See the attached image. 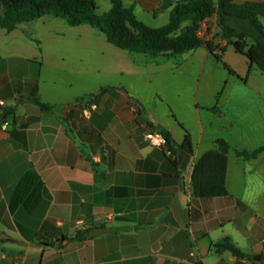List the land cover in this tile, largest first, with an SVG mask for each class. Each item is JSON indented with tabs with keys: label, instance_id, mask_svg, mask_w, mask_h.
Segmentation results:
<instances>
[{
	"label": "crops",
	"instance_id": "1",
	"mask_svg": "<svg viewBox=\"0 0 264 264\" xmlns=\"http://www.w3.org/2000/svg\"><path fill=\"white\" fill-rule=\"evenodd\" d=\"M176 1L125 0L138 18ZM247 1L264 0H233ZM58 19L0 28V264H264V151L236 154L264 146V74L232 46L222 61L206 43L152 57ZM200 35L227 44L216 16ZM218 138L231 145L228 194L196 197L195 164ZM225 238L243 254L217 251Z\"/></svg>",
	"mask_w": 264,
	"mask_h": 264
},
{
	"label": "trees",
	"instance_id": "2",
	"mask_svg": "<svg viewBox=\"0 0 264 264\" xmlns=\"http://www.w3.org/2000/svg\"><path fill=\"white\" fill-rule=\"evenodd\" d=\"M110 3L108 10L99 12L96 0H0V28L12 31L20 23L55 16L65 19L70 25L88 23L102 31L114 46L152 57L183 54L206 43L211 54L222 61L227 47L232 46L236 52L250 59L249 72L256 67L264 74V1H176L171 6L169 21L157 27L140 20L135 14L134 4L129 5L125 0H110ZM213 16L217 17L222 37L227 40L224 46L215 44L213 40L206 41L200 35L202 23ZM224 65L229 68L226 63ZM230 71L236 73L232 69ZM37 102L42 108H52L50 104ZM150 126L154 127L152 124ZM160 131L167 136L170 151L174 153L170 134ZM181 147L193 150L189 133ZM230 149L231 145L226 139L218 138L215 147L198 159L192 175L196 197L211 198L228 194L226 180ZM263 151L264 146H260L253 150L237 149L236 154L248 160L257 158ZM215 249L243 254L230 238L216 243Z\"/></svg>",
	"mask_w": 264,
	"mask_h": 264
},
{
	"label": "built area",
	"instance_id": "3",
	"mask_svg": "<svg viewBox=\"0 0 264 264\" xmlns=\"http://www.w3.org/2000/svg\"><path fill=\"white\" fill-rule=\"evenodd\" d=\"M201 33V30H200ZM8 105V102L5 99H0V114H2L3 109ZM96 108V103L94 101V96H90L88 100L87 107L84 110V116L89 117L92 111ZM136 110V106H135ZM4 125L8 124V121H4ZM146 140L151 143L153 146L163 149L166 152H171L169 148V142L165 133L157 129H150L145 134Z\"/></svg>",
	"mask_w": 264,
	"mask_h": 264
},
{
	"label": "rangeland",
	"instance_id": "4",
	"mask_svg": "<svg viewBox=\"0 0 264 264\" xmlns=\"http://www.w3.org/2000/svg\"><path fill=\"white\" fill-rule=\"evenodd\" d=\"M96 1H97V4H98L99 8H100V11H106V10L109 9L108 8L109 7L108 6V2L106 3L105 0H96ZM110 5H111V3H110ZM144 8H146V7H144ZM137 12H139V17H140L139 19L143 20L145 23H147L149 25H152V26H156L157 27V26L164 25L169 20V16H163L162 12H160V11H159V14L156 15V16L153 15L152 11L149 12L148 10H145V9L138 8ZM58 20L61 21V22H67L63 18H60ZM223 67H224V64H223ZM215 84H216V80H215V82L210 81L209 83H207V82L205 83V81H204L202 86L203 87H211V86H213ZM204 98H205V96L201 92L200 101L204 102Z\"/></svg>",
	"mask_w": 264,
	"mask_h": 264
}]
</instances>
